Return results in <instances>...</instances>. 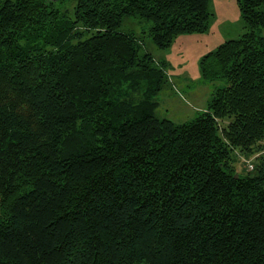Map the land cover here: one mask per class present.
Wrapping results in <instances>:
<instances>
[{"label":"trees","instance_id":"1","mask_svg":"<svg viewBox=\"0 0 264 264\" xmlns=\"http://www.w3.org/2000/svg\"><path fill=\"white\" fill-rule=\"evenodd\" d=\"M65 1L0 0V264H264V0H236L182 124L156 115L168 62L120 28L167 52L209 0Z\"/></svg>","mask_w":264,"mask_h":264},{"label":"rangeland","instance_id":"2","mask_svg":"<svg viewBox=\"0 0 264 264\" xmlns=\"http://www.w3.org/2000/svg\"><path fill=\"white\" fill-rule=\"evenodd\" d=\"M76 0H67L58 9L67 15L73 14ZM208 9L214 19L207 33L179 36L167 52L157 50L151 39L143 31L147 25L135 17L126 18L120 31L133 32L141 40V52H149L155 59H165L169 66L170 85L158 94L156 115L182 124L195 118L207 107V102L217 85L202 79L200 61L225 41L237 39L243 32V22L236 0H209ZM179 83V84H178ZM174 85V86H173ZM235 167L238 172L251 169L255 156L246 158L238 151ZM245 163V168H243Z\"/></svg>","mask_w":264,"mask_h":264},{"label":"crops","instance_id":"3","mask_svg":"<svg viewBox=\"0 0 264 264\" xmlns=\"http://www.w3.org/2000/svg\"><path fill=\"white\" fill-rule=\"evenodd\" d=\"M178 84H179V83H178ZM173 86H174V85H173ZM204 110H205V109H204ZM204 110H203V111H204Z\"/></svg>","mask_w":264,"mask_h":264},{"label":"water","instance_id":"4","mask_svg":"<svg viewBox=\"0 0 264 264\" xmlns=\"http://www.w3.org/2000/svg\"><path fill=\"white\" fill-rule=\"evenodd\" d=\"M235 177H237V175H235Z\"/></svg>","mask_w":264,"mask_h":264}]
</instances>
